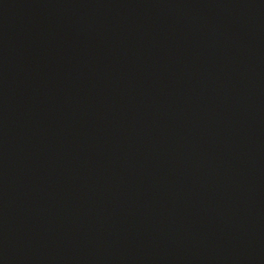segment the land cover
Returning a JSON list of instances; mask_svg holds the SVG:
<instances>
[{"label": "water", "instance_id": "1", "mask_svg": "<svg viewBox=\"0 0 264 264\" xmlns=\"http://www.w3.org/2000/svg\"><path fill=\"white\" fill-rule=\"evenodd\" d=\"M0 264H264V0H0Z\"/></svg>", "mask_w": 264, "mask_h": 264}]
</instances>
